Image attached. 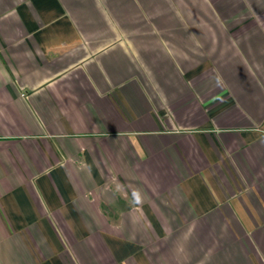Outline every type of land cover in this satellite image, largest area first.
Segmentation results:
<instances>
[{
  "label": "crops",
  "instance_id": "crops-1",
  "mask_svg": "<svg viewBox=\"0 0 264 264\" xmlns=\"http://www.w3.org/2000/svg\"><path fill=\"white\" fill-rule=\"evenodd\" d=\"M0 264H264V0H0Z\"/></svg>",
  "mask_w": 264,
  "mask_h": 264
}]
</instances>
